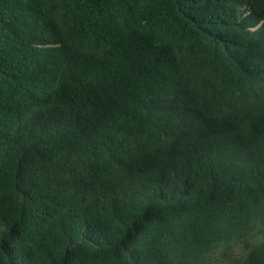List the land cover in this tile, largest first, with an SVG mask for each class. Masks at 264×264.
Here are the masks:
<instances>
[{"label":"trees","instance_id":"16d2710c","mask_svg":"<svg viewBox=\"0 0 264 264\" xmlns=\"http://www.w3.org/2000/svg\"><path fill=\"white\" fill-rule=\"evenodd\" d=\"M262 20L0 0V264H264Z\"/></svg>","mask_w":264,"mask_h":264},{"label":"clouds","instance_id":"9594fccd","mask_svg":"<svg viewBox=\"0 0 264 264\" xmlns=\"http://www.w3.org/2000/svg\"><path fill=\"white\" fill-rule=\"evenodd\" d=\"M264 22V20L261 21L260 25ZM252 210V209H251ZM251 241V240H250ZM255 240H252L251 242H249L248 244H243V245H238L235 246V253H243L244 256H248L249 252L252 250L249 249V246L254 242ZM257 241V240H256Z\"/></svg>","mask_w":264,"mask_h":264}]
</instances>
